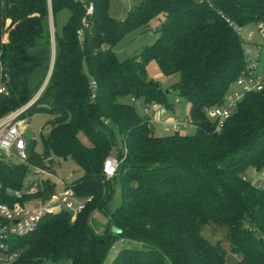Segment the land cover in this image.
<instances>
[{
  "label": "trees",
  "instance_id": "1",
  "mask_svg": "<svg viewBox=\"0 0 264 264\" xmlns=\"http://www.w3.org/2000/svg\"><path fill=\"white\" fill-rule=\"evenodd\" d=\"M108 7L109 0H0V117L30 103L53 64L21 116L48 114L43 151L29 140L30 161L48 166L49 157L50 165L53 156L70 158L80 171L71 182L75 194L92 197L75 218L47 213L33 231L14 237L15 264H104L124 240L140 246L120 247L110 264H226L221 244L204 237L206 226L225 231L241 254L237 264H264V189L246 176L249 168L264 169V92L247 93L219 129L206 112L223 103L244 67L228 20L246 26L264 18V0H142L120 20ZM154 19L156 41L119 59L115 46ZM151 61L165 76L180 75L169 94L149 76ZM175 89L189 103L193 134L157 135L148 116L121 100L131 94L169 109ZM113 148L120 163L106 178ZM26 171L0 160L6 182L17 184ZM94 212L105 217L102 229Z\"/></svg>",
  "mask_w": 264,
  "mask_h": 264
},
{
  "label": "built area",
  "instance_id": "2",
  "mask_svg": "<svg viewBox=\"0 0 264 264\" xmlns=\"http://www.w3.org/2000/svg\"><path fill=\"white\" fill-rule=\"evenodd\" d=\"M93 10L90 3L86 7L84 27L88 26L87 16H90ZM228 22L241 40L244 67L234 82L237 88L233 94L226 95L222 104L206 108L207 114L218 122L217 129L233 114L237 104L247 93L264 92V74L258 71L261 67L264 70V18L255 22L258 39L252 30H246V26L231 20ZM81 33L82 30H79V34ZM92 85L95 86V83ZM42 90L30 103L0 117V160L10 165L24 164L27 167L25 176L30 174L27 181H24V176L17 184L6 182L0 176V264H15L20 252L11 244L12 239L33 231L45 214L67 211L75 218L92 200V197L79 198L75 194L72 178L60 179L56 176L55 163L50 165V157L46 159L48 166L30 161L29 140L24 136V126L19 119ZM3 91L5 87L0 84V92ZM159 112L165 113L166 108L157 102L145 104L143 114L149 117L151 123ZM164 121L175 132L182 123L177 118ZM119 163V159L114 155L105 159L103 173L106 178L115 175ZM29 167L34 168L32 173L28 172ZM252 184L264 189V172L258 182L253 181Z\"/></svg>",
  "mask_w": 264,
  "mask_h": 264
},
{
  "label": "rangeland",
  "instance_id": "3",
  "mask_svg": "<svg viewBox=\"0 0 264 264\" xmlns=\"http://www.w3.org/2000/svg\"><path fill=\"white\" fill-rule=\"evenodd\" d=\"M142 0H109V7L108 12L111 17L115 20L124 19L128 11L131 9L132 6L138 5ZM69 15V11L67 9L60 12L57 26L58 28L64 23L65 19ZM158 20H152L149 23L147 28L139 27L135 30L131 31L127 34L114 48V51L119 59H124L128 56H132L138 52H140L144 47L152 45L157 39V33H155L154 28L157 26ZM51 35H52V47L55 46L54 42V26L51 22ZM246 30H252L255 35L256 39H258L257 28L255 22L246 25ZM6 36H4V40L6 41ZM54 56V55H53ZM264 61V55L263 60ZM262 68V67H261ZM259 69L258 71L264 74V70ZM149 76L157 81L162 88L164 89H171L176 88L177 83L180 80V75L178 73L165 76L159 69L157 63L155 61H151L147 67ZM84 70L87 73L86 66ZM237 88V85L233 83L226 95L233 94L234 90ZM123 102L133 104L136 108V111L143 115V111L145 108V100L143 98H136L133 95H126L121 99ZM167 100L171 103V108L166 109V112H159L153 117V124L155 127V133L157 135H166L170 133H174V129L166 125L164 120L177 118L182 123L179 125L178 131L180 134H193L196 132V128L194 125L187 123L185 120L189 113V103L186 99L180 97L175 89V91L167 95ZM166 108L165 105H163ZM209 119L216 120L214 117L208 114ZM48 119V114L46 112H35L32 115L23 117L19 119V122H22L24 126V136L28 140H35L34 150L35 152L41 153L43 151L42 145V137L47 136V126L46 121ZM111 155L118 156V148H113ZM14 160V158H13ZM54 161V169L55 174L58 178H72L75 179L80 174V171L77 165L71 160L70 158L64 160L63 158H59L53 156ZM34 168L29 167L28 172H33ZM264 172V169L261 170H254L253 168H249L246 171L247 179L250 182L259 180L261 173ZM29 173L24 177V181L28 180ZM72 175V176H70ZM117 196H119V190L117 191ZM93 222L95 226H99L101 228L105 225L106 220L105 217L100 212H94L93 215ZM102 229V228H101ZM99 229V231L101 230ZM203 235L211 242L217 243L219 242L221 246L225 249L226 252V264H237L239 259L241 258V254L235 252L231 248V244L229 240L225 236V231L223 229L215 230L212 227L206 226L203 230ZM140 246L139 243L131 241V240H124L116 243L110 250L108 257L104 264H110L113 260L114 256L116 255L117 251L124 247H136ZM69 264V263H64Z\"/></svg>",
  "mask_w": 264,
  "mask_h": 264
},
{
  "label": "water",
  "instance_id": "4",
  "mask_svg": "<svg viewBox=\"0 0 264 264\" xmlns=\"http://www.w3.org/2000/svg\"><path fill=\"white\" fill-rule=\"evenodd\" d=\"M55 54V46L53 47V55ZM52 66H53V64H52ZM52 66H51V69H50V72H49V75H48V78L46 79V81H45V83H44V85H43V87H42V89L45 87V85L47 84V82H48V79H49V76H50V74H51V71H52ZM41 89V90H42ZM40 92V91H39ZM166 93H170V90H166ZM112 232L113 233H115V234H119V233H121L122 232V230L120 229V228H118V227H116V226H113L112 227Z\"/></svg>",
  "mask_w": 264,
  "mask_h": 264
},
{
  "label": "crops",
  "instance_id": "5",
  "mask_svg": "<svg viewBox=\"0 0 264 264\" xmlns=\"http://www.w3.org/2000/svg\"><path fill=\"white\" fill-rule=\"evenodd\" d=\"M155 128V127H154ZM164 135V134H163Z\"/></svg>",
  "mask_w": 264,
  "mask_h": 264
}]
</instances>
